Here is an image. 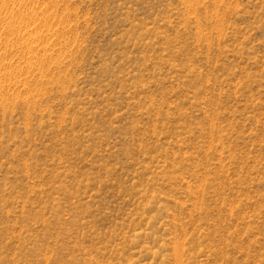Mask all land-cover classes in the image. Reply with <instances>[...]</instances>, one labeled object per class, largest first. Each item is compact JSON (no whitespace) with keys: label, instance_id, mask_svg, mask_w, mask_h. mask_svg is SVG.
<instances>
[{"label":"rangeland","instance_id":"374dc122","mask_svg":"<svg viewBox=\"0 0 264 264\" xmlns=\"http://www.w3.org/2000/svg\"><path fill=\"white\" fill-rule=\"evenodd\" d=\"M0 264H264V0H0Z\"/></svg>","mask_w":264,"mask_h":264}]
</instances>
